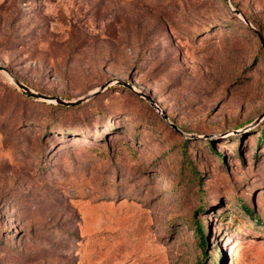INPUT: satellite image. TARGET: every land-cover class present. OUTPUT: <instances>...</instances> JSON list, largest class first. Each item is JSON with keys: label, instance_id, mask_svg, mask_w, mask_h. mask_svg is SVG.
<instances>
[{"label": "rangeland", "instance_id": "obj_1", "mask_svg": "<svg viewBox=\"0 0 264 264\" xmlns=\"http://www.w3.org/2000/svg\"><path fill=\"white\" fill-rule=\"evenodd\" d=\"M0 64V264H264V0H0Z\"/></svg>", "mask_w": 264, "mask_h": 264}, {"label": "water", "instance_id": "obj_2", "mask_svg": "<svg viewBox=\"0 0 264 264\" xmlns=\"http://www.w3.org/2000/svg\"><path fill=\"white\" fill-rule=\"evenodd\" d=\"M261 39V42H263L262 38ZM263 45V43H262ZM0 69H5V66L1 65L0 64ZM14 82L16 83V85L21 88L26 94L28 95H31L33 97H37V98H41V99H46V100H53L55 102H58V103H62V104H72L76 101L79 100V98L75 99V100H64L58 96H55V95H50V94H45V93H41V92H37V91H33L31 90L26 84H24L23 82L19 81L17 78H13ZM104 86V84H101L99 86V88H102ZM95 90H92V92H95ZM145 98H147L149 100V102L155 106V107H158L155 102L148 96V95H144ZM163 117L166 118V115L163 114ZM172 126H173V123H171Z\"/></svg>", "mask_w": 264, "mask_h": 264}, {"label": "trees", "instance_id": "obj_3", "mask_svg": "<svg viewBox=\"0 0 264 264\" xmlns=\"http://www.w3.org/2000/svg\"><path fill=\"white\" fill-rule=\"evenodd\" d=\"M72 104H65V105H72ZM259 135H260V139L264 140V128L260 129V134ZM246 210L249 211L247 207H246ZM193 221H194L195 231H196V233L198 235L199 244L201 245V247L204 250L205 249V245H206V235H207V233L204 231L203 225L201 224V222L199 220L193 219Z\"/></svg>", "mask_w": 264, "mask_h": 264}, {"label": "bare ground", "instance_id": "obj_4", "mask_svg": "<svg viewBox=\"0 0 264 264\" xmlns=\"http://www.w3.org/2000/svg\"><path fill=\"white\" fill-rule=\"evenodd\" d=\"M156 104V103H155ZM158 106V104H156Z\"/></svg>", "mask_w": 264, "mask_h": 264}]
</instances>
